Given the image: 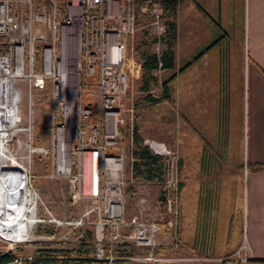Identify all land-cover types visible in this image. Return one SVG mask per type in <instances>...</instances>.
I'll return each instance as SVG.
<instances>
[{
  "label": "built area",
  "instance_id": "2783aa9c",
  "mask_svg": "<svg viewBox=\"0 0 264 264\" xmlns=\"http://www.w3.org/2000/svg\"><path fill=\"white\" fill-rule=\"evenodd\" d=\"M141 9L153 16L162 47V4L146 0ZM136 26L134 0H0V128H15L10 145L18 143L19 133L31 128L23 126L24 91L30 112L32 99L47 94L52 145L33 147L28 137L27 161L34 153L51 156L45 177L63 179L69 201L83 203L76 222L93 225L95 259H108L107 251L132 244L145 250L136 259L159 264L156 239L162 221L127 219L124 213L125 152L119 144L126 116L133 114L125 101L128 86L141 70V62L126 55L125 39ZM144 142L162 156L161 142ZM173 198L164 203L172 216L168 225L175 226ZM130 225L134 229L125 232Z\"/></svg>",
  "mask_w": 264,
  "mask_h": 264
},
{
  "label": "crops",
  "instance_id": "0c3cea01",
  "mask_svg": "<svg viewBox=\"0 0 264 264\" xmlns=\"http://www.w3.org/2000/svg\"><path fill=\"white\" fill-rule=\"evenodd\" d=\"M174 24L176 148L190 164L173 264H243L229 260L242 239L245 264H264V0H184Z\"/></svg>",
  "mask_w": 264,
  "mask_h": 264
},
{
  "label": "rangeland",
  "instance_id": "374dc122",
  "mask_svg": "<svg viewBox=\"0 0 264 264\" xmlns=\"http://www.w3.org/2000/svg\"><path fill=\"white\" fill-rule=\"evenodd\" d=\"M141 3L134 0L137 26L133 33L125 39L126 55L136 62H141V54H155L157 50L159 52L171 50L174 56L176 39L168 38L167 28L168 23L174 21V17L168 14L162 4V47L161 45L158 47L157 29L151 23L153 16L148 11L144 12L141 9ZM175 70L176 66L171 69H155L146 89L142 88L144 78L141 70L138 72V76L132 79L128 86L125 101H127L128 107H133V114L129 115L128 112L129 114L126 116L121 128L122 137L119 144L125 152V183L123 186L125 217L130 219L135 215L141 221H162V229L156 239L159 246L156 254L162 258L160 264L175 263L172 260L175 258L174 248L177 243L175 237L177 230L176 224L175 226L168 225L172 216L166 211L165 203H162L161 210V205L158 203L159 195L162 192L163 198L167 196L174 197L173 199L178 203L181 164L183 163V167H188L190 164V160L185 162L181 158L180 151L176 148L177 119L178 114L180 117V113L176 112L174 101ZM164 81H167L170 98H160L156 102L147 101L145 99L147 94L155 97L161 96V83ZM28 98L26 91H24L22 99L23 126L30 123V131L19 133L18 143L21 146L18 150H16L18 143L14 142L12 144V141L11 145H8L7 151H12L13 155L17 153V157L15 156L17 161L23 162V165L27 168L29 177L27 179L26 175V188L32 191L28 187L27 182L29 180L34 189L32 192L37 194L36 220L31 228L34 237L32 239L10 241L0 236V251L13 250L18 259L13 264H146L140 259H136V257L143 255L145 250L142 249L141 251L132 244L118 245L112 250L111 253L118 260L103 262L95 259L93 225L76 222L85 208L83 203L72 204L69 201L66 182L63 179L45 177L46 172L51 168V156L34 153L31 154L30 163L22 159V156L26 155L24 141L28 137H31L28 144L33 147L52 145L50 99L47 94L43 98L32 99L33 110L30 112ZM185 128L189 132V122ZM135 130L146 146H148L144 142L146 139L162 143V156L160 157L163 170L161 180L146 182L132 177L131 163L134 160L132 136ZM141 197L146 198L144 203L139 202ZM27 214L29 213L27 212ZM161 214L162 219L158 220ZM133 229L134 226L130 225L124 231L131 232ZM242 245H244L243 239L234 254L229 257V260H238L243 264L249 260L247 256L246 260H242L245 257L241 254L243 248L240 249L238 254L236 253ZM188 259L184 264H197L194 262L193 257ZM204 261L212 264L210 260Z\"/></svg>",
  "mask_w": 264,
  "mask_h": 264
},
{
  "label": "bare ground",
  "instance_id": "6f19581e",
  "mask_svg": "<svg viewBox=\"0 0 264 264\" xmlns=\"http://www.w3.org/2000/svg\"><path fill=\"white\" fill-rule=\"evenodd\" d=\"M15 132V128H0V236L10 241L32 239L31 228L36 220L37 194L26 188V167L17 161V153L7 151ZM24 160H28L27 155Z\"/></svg>",
  "mask_w": 264,
  "mask_h": 264
},
{
  "label": "trees",
  "instance_id": "16d2710c",
  "mask_svg": "<svg viewBox=\"0 0 264 264\" xmlns=\"http://www.w3.org/2000/svg\"><path fill=\"white\" fill-rule=\"evenodd\" d=\"M144 2L146 0H138ZM163 4V8L168 12L170 16L175 15V10L178 4L184 0H159ZM168 38L174 39L175 37V24L174 21L168 23ZM173 51H161L159 55L157 54H141V71L142 77L144 78V85L142 88H147L152 77V72L155 69H171L174 67V56ZM159 63L161 66L159 67ZM160 98L169 99V88L167 81L161 83V96L155 97L151 94L145 95V99L149 102H156ZM132 144L134 150V160L131 163V175L134 179L143 180L146 182H152L161 180L162 178V159L159 155L155 154L148 146L144 145L142 138L133 132ZM255 166L256 170H261L264 168V162L258 163ZM179 188V186H178ZM131 191V190H130ZM159 203H164L165 198L159 195ZM17 258L16 253L13 250L0 251V264L12 263Z\"/></svg>",
  "mask_w": 264,
  "mask_h": 264
},
{
  "label": "water",
  "instance_id": "95a60500",
  "mask_svg": "<svg viewBox=\"0 0 264 264\" xmlns=\"http://www.w3.org/2000/svg\"><path fill=\"white\" fill-rule=\"evenodd\" d=\"M15 118H16L17 120H19L20 117L17 115Z\"/></svg>",
  "mask_w": 264,
  "mask_h": 264
}]
</instances>
